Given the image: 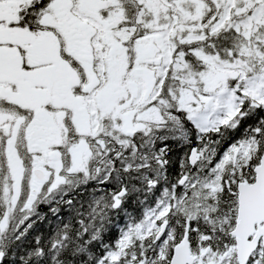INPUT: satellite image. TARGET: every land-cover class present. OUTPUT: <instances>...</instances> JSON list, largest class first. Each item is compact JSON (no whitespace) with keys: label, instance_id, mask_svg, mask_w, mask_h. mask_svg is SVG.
I'll return each mask as SVG.
<instances>
[{"label":"snow or ice","instance_id":"snow-or-ice-1","mask_svg":"<svg viewBox=\"0 0 264 264\" xmlns=\"http://www.w3.org/2000/svg\"><path fill=\"white\" fill-rule=\"evenodd\" d=\"M0 264H264V0H0Z\"/></svg>","mask_w":264,"mask_h":264}]
</instances>
